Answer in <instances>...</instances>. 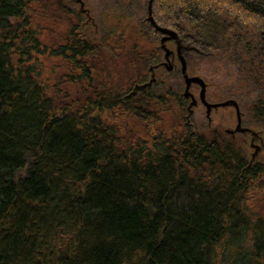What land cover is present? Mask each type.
<instances>
[{"label": "trees", "instance_id": "trees-1", "mask_svg": "<svg viewBox=\"0 0 264 264\" xmlns=\"http://www.w3.org/2000/svg\"><path fill=\"white\" fill-rule=\"evenodd\" d=\"M68 14L80 22L64 0H0V264H264V161L187 123L180 72L132 94L161 49L115 87L95 81L98 50L81 26L44 43L45 15ZM153 17L189 47V72L231 60L257 94L242 121L264 133V0H155ZM46 55L66 71L54 84ZM73 71L74 99L60 91ZM133 118L145 138L127 129Z\"/></svg>", "mask_w": 264, "mask_h": 264}, {"label": "rangeland", "instance_id": "rangeland-1", "mask_svg": "<svg viewBox=\"0 0 264 264\" xmlns=\"http://www.w3.org/2000/svg\"><path fill=\"white\" fill-rule=\"evenodd\" d=\"M85 7L91 11V15L95 18L99 25V31L86 30L88 35L91 34L93 44H96L98 50V58H94V73L93 77L96 82L104 81L106 83H112L113 86L129 87L133 76L137 77L141 75L140 68L142 67L143 53L149 54L152 49H155L157 43H152L149 37L143 36V25L141 22L145 21L147 17V5L148 0H84ZM66 8L71 12L78 13L80 5L75 0H64ZM69 16V20L65 22L64 17L60 16L56 19L49 18L45 15L43 19V34L42 40L44 43H66L65 40L67 31L71 26L77 24L75 18ZM83 19L86 16L83 15ZM75 19V20H74ZM149 23V22H148ZM150 24V23H149ZM117 39H116V38ZM116 39V40H115ZM107 41L110 43H101V41ZM120 43L121 49L115 50L113 55H109L111 49L121 47V45L111 44ZM98 43V44H97ZM109 45L111 49L109 48ZM174 49V48H173ZM47 57V55H46ZM61 58L51 59L47 57L42 62V77L45 83L54 84L61 76L66 72L62 65ZM176 66V72H180V63L177 61L174 63ZM192 69H190V75L203 74L208 82L207 99L212 103L222 102L229 98H236L240 102V108L244 116L245 121H251L249 115V106L257 99V94L249 93L248 89L243 88L237 79L236 67L232 64L231 60L227 58L219 60L214 64L207 61L192 62ZM149 68V67H148ZM147 72V70H146ZM167 71L166 68L159 69L155 72L157 78H167L166 82L169 85L175 84V77L173 73ZM70 77L73 81L64 77L61 82L60 91L62 95L68 94L70 98L74 99L82 94L83 85L79 83L78 74L76 72H70ZM150 79V72L147 73ZM182 92L184 90V81L181 74ZM191 91L198 96L199 87L192 86ZM189 101H187V106ZM209 121L206 117V108L199 105L195 108L191 117V123H193L197 130L201 133L209 135L211 131H216L218 135H224L225 138L235 141L236 144L243 146L247 150L250 157L254 149L250 147L251 136L250 134H238L236 137L226 133L227 129H235L237 124L236 112L233 107H221L216 111H213ZM162 127V123L159 124ZM141 119H132V124H128L127 129L132 133L146 137L143 129ZM258 129V130H257ZM261 129V128H260ZM259 128L254 130L264 133ZM260 130V131H259ZM146 131V128H145ZM126 133V131H125ZM222 135V136H223ZM258 161H264V152L258 158ZM261 199H264L261 198ZM264 208V206H263Z\"/></svg>", "mask_w": 264, "mask_h": 264}, {"label": "water", "instance_id": "water-1", "mask_svg": "<svg viewBox=\"0 0 264 264\" xmlns=\"http://www.w3.org/2000/svg\"><path fill=\"white\" fill-rule=\"evenodd\" d=\"M77 1L80 2V11L88 12L89 14V10L85 7L84 1L83 0H77ZM154 1L155 0H148L146 20L154 27V30L156 32L162 34V38L160 40L161 43L160 48L164 52V60L159 65L151 66L149 69V71L151 72L149 81L144 84H137L135 86V89L147 88L148 86H151L153 83H155L157 81L155 69L158 68L159 66H164L167 69V71L170 73L174 72L176 66L173 60L175 59V55H176L180 63V71L184 81V90L182 92V96L185 100L189 101V104L187 106V122L191 123V117L194 113L195 108L198 106L199 103H201L206 108V117L208 119H210V115L213 109H218L221 107H233L236 112L237 124L235 129L232 130V133L241 132V133L250 134L251 136L250 147L254 149V152H252L251 154V159L249 163V165H252L261 149V145L256 143V140L261 138L260 132L250 127L242 126L243 113L241 111L240 104L237 100L233 98H229L222 102H217V103H212L208 101L207 99L208 84L205 81V79L199 75L189 74L187 61L185 55L183 54V51L189 49V47L184 46L183 43H181L182 39L177 31L162 27L156 23L153 17ZM171 40H174L176 42L175 51L169 49L167 46V42ZM194 85L199 87L198 96H196L191 91L192 86Z\"/></svg>", "mask_w": 264, "mask_h": 264}, {"label": "flooded vegetation", "instance_id": "flooded-vegetation-1", "mask_svg": "<svg viewBox=\"0 0 264 264\" xmlns=\"http://www.w3.org/2000/svg\"><path fill=\"white\" fill-rule=\"evenodd\" d=\"M84 1V0H83ZM75 2L77 3V4H79L80 5V2L79 1H77V0H75ZM84 3H85V1H84ZM89 10V9H88ZM78 14H79V21L80 22H78L77 24H75V25H73L75 28L76 27H79V26H81L85 31L86 30H89V31H92V33H94L95 31H99V25H98V23L96 22V20H95V18L91 15V11L89 10V14H88V12H81L80 10H79V12H78ZM83 15H85L86 16V19H83ZM155 31V30H154ZM156 32V31H155ZM87 33V32H86ZM91 33V34H92ZM91 34H89V36H88V38H89V40H90V43H94L93 42V40L91 39ZM157 44L155 45V50H158V49H161L160 48V40H161V38H162V34H161V36H157ZM182 39V41H181V43H183V45L184 46H186L185 45V42H184V40H183V38H181ZM71 39H69L68 41H70ZM67 41V42H68ZM66 42V43H67ZM176 42L174 41V40H171V41H169V42H167V46H168V48L169 49H171V50H173V51H175L176 50V44H175ZM174 48V49H173ZM185 51L186 50H184L183 51V54L185 53ZM163 55H164V53H163ZM172 58V57H171ZM173 59V58H172ZM162 61H163V59H162ZM161 61V62H162ZM174 61V63H176L177 61H179L178 60V58H177V56L175 55V59L173 60ZM160 62V63H161ZM160 63H158L157 65H159ZM163 68H165L164 66H159L158 68H156L155 69V72L157 71V70H159V69H163ZM150 69V68H149ZM174 71H176V69L174 70ZM150 72V71H149ZM150 76H151V72H150ZM149 79V78H148ZM136 86V85H135ZM149 87V86H148ZM137 89H139V90H141V89H146V88H137ZM137 89H135V87L133 88V90H132V94L135 92V90H137ZM186 101V103H187V100H185ZM199 105H202L201 103H199L198 104V106ZM197 106V107H198ZM203 106V105H202ZM219 109V108H218ZM218 109H213L212 110V112H211V115H212V113H213V111H216V110H218ZM211 115H210V117H211ZM209 120V119H208ZM210 120H211V118H210ZM209 120V121H210ZM192 121V120H191ZM211 122H212V120H211ZM188 123V122H187ZM189 125H193V126H195L193 123H188ZM242 126H245L246 127V125L243 123V121H242ZM232 130H234V129H227L226 130V133L227 134H229V135H231L233 138L234 137H236V135H238V134H249V133H241V132H236V133H232ZM256 143L257 144H260L261 145V149H260V151H259V153H258V155H257V157H256V160L260 157V155L264 152V137L262 136V134H261V138H259V139H257L256 140Z\"/></svg>", "mask_w": 264, "mask_h": 264}]
</instances>
